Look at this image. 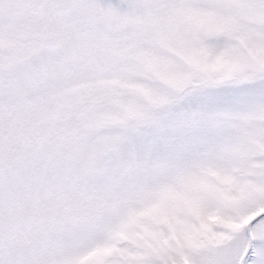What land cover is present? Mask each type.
<instances>
[{
    "label": "snow or ice",
    "instance_id": "obj_1",
    "mask_svg": "<svg viewBox=\"0 0 264 264\" xmlns=\"http://www.w3.org/2000/svg\"><path fill=\"white\" fill-rule=\"evenodd\" d=\"M0 264H264V0H0Z\"/></svg>",
    "mask_w": 264,
    "mask_h": 264
}]
</instances>
